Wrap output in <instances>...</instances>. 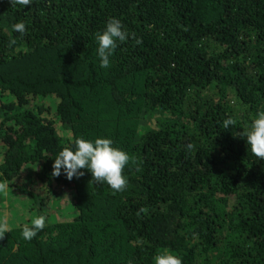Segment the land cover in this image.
Here are the masks:
<instances>
[{
	"label": "trees",
	"instance_id": "trees-1",
	"mask_svg": "<svg viewBox=\"0 0 264 264\" xmlns=\"http://www.w3.org/2000/svg\"><path fill=\"white\" fill-rule=\"evenodd\" d=\"M110 18L130 36L104 69ZM258 110L264 0H0V180L47 218L31 241L11 223L0 264H264V160L243 134ZM99 137L130 157L124 191L51 175Z\"/></svg>",
	"mask_w": 264,
	"mask_h": 264
},
{
	"label": "clouds",
	"instance_id": "clouds-1",
	"mask_svg": "<svg viewBox=\"0 0 264 264\" xmlns=\"http://www.w3.org/2000/svg\"><path fill=\"white\" fill-rule=\"evenodd\" d=\"M27 3V0H11V3ZM12 30L23 35L26 31L24 22H17L12 25ZM130 33L124 29L119 19L110 18L104 29L96 33L95 39L98 47L96 48L97 58L100 68L110 66V58L113 56L118 44L124 43L129 38ZM16 44L15 40L9 42V47ZM236 120L229 116L223 120V127L228 129L235 126ZM252 154L264 160V110H258L250 128L243 133ZM190 149L191 145H187ZM53 177L62 174L71 181L73 178H80L86 169L91 173L92 181L96 183H106L114 193L122 192L128 185V180L123 174L125 167L130 161L126 151L114 146V142L109 138L75 140L74 149L65 147L53 159ZM9 191L7 180H0V194L6 195ZM46 216L41 214L34 217L30 225L25 224L21 230V236L26 241H31L40 231L46 227ZM9 224L7 217L0 218V238L8 232ZM154 264H182L179 256L168 250H164L153 257Z\"/></svg>",
	"mask_w": 264,
	"mask_h": 264
},
{
	"label": "rangeland",
	"instance_id": "rangeland-1",
	"mask_svg": "<svg viewBox=\"0 0 264 264\" xmlns=\"http://www.w3.org/2000/svg\"><path fill=\"white\" fill-rule=\"evenodd\" d=\"M61 208L64 211H67V203L65 204L62 202ZM0 209L3 210L0 213V218L6 216L9 225L11 223L13 224L14 222L17 223L18 221L30 224L31 220L35 217V215L30 213L29 206L24 208L21 201L18 200L11 188H9V191L6 195L0 194ZM57 213L61 216H65V213L62 210H58Z\"/></svg>",
	"mask_w": 264,
	"mask_h": 264
}]
</instances>
